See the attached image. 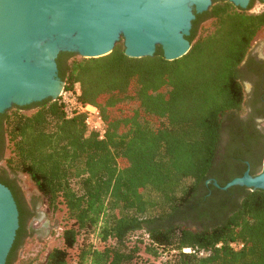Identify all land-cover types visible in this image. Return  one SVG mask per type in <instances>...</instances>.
I'll list each match as a JSON object with an SVG mask.
<instances>
[{
  "label": "trees",
  "instance_id": "16d2710c",
  "mask_svg": "<svg viewBox=\"0 0 264 264\" xmlns=\"http://www.w3.org/2000/svg\"><path fill=\"white\" fill-rule=\"evenodd\" d=\"M256 1L247 10L214 1L196 14L192 48L178 60L167 61L160 47L153 57H127L123 41L100 58L61 53L59 77L99 107L108 125L103 141L87 135L83 116L67 118L60 100L0 115V184L12 191L20 221L6 264L18 262L36 233L29 223L37 201L27 200L20 174L53 217L64 216L63 245L46 264H70L77 247V264H137L141 248L129 243L138 232L150 241L146 254L168 253L166 264H264V190L223 191L211 180L225 187L235 178L216 175L215 166L228 128L232 144L244 141L242 64L264 31V11L251 12Z\"/></svg>",
  "mask_w": 264,
  "mask_h": 264
},
{
  "label": "water",
  "instance_id": "95a60500",
  "mask_svg": "<svg viewBox=\"0 0 264 264\" xmlns=\"http://www.w3.org/2000/svg\"><path fill=\"white\" fill-rule=\"evenodd\" d=\"M214 1L247 10L250 0H0V115L47 99L57 100L61 53L82 58L110 55L123 41L130 58L153 57L158 47L167 61L189 53L196 14ZM264 2V0H262ZM210 183V182H209ZM223 191L241 186L264 190V171L246 172ZM20 227L12 191L0 184V264H6Z\"/></svg>",
  "mask_w": 264,
  "mask_h": 264
},
{
  "label": "flooded vegetation",
  "instance_id": "af4514ba",
  "mask_svg": "<svg viewBox=\"0 0 264 264\" xmlns=\"http://www.w3.org/2000/svg\"><path fill=\"white\" fill-rule=\"evenodd\" d=\"M251 2L252 0H250L249 6ZM257 6H264V2L256 1L252 9ZM242 77L246 95V113L238 128H240V137L244 141L232 144L229 128L223 133L215 173L224 179H229L232 176L240 178L248 171L251 176H257L264 171V57L258 56L254 51L250 52L242 64ZM230 124L234 123L228 118L227 125L230 126ZM244 166L247 168L244 169ZM211 180L213 183L217 182L216 179ZM234 198L238 199L239 197L234 196Z\"/></svg>",
  "mask_w": 264,
  "mask_h": 264
},
{
  "label": "rangeland",
  "instance_id": "374dc122",
  "mask_svg": "<svg viewBox=\"0 0 264 264\" xmlns=\"http://www.w3.org/2000/svg\"><path fill=\"white\" fill-rule=\"evenodd\" d=\"M208 25L209 24H205L206 27ZM252 51L258 56L264 57V31L260 32L257 36L250 52ZM16 177L26 193L27 200L29 202L33 200L37 201V206L35 208L37 216L29 223V227L36 231V233L26 240L16 264H29L30 261H33L31 264H46L51 250L63 245L62 234L64 230V216L63 214L54 217L51 215L45 200L26 175L20 174ZM37 221L39 223L38 225ZM83 241L84 237H81L79 244L81 245ZM89 241L95 243L96 247L99 249H103L105 246L104 244L97 243L93 236L89 237ZM113 243L114 242H110L109 244ZM137 243L141 248V252L139 253L140 259L137 264H166L168 253H163L162 249L159 250L160 256L157 258L145 253L146 246L150 244V241L144 232H138L131 237L129 245L134 246ZM78 254V247L71 251V257L69 259L70 264H77Z\"/></svg>",
  "mask_w": 264,
  "mask_h": 264
},
{
  "label": "built area",
  "instance_id": "2783aa9c",
  "mask_svg": "<svg viewBox=\"0 0 264 264\" xmlns=\"http://www.w3.org/2000/svg\"><path fill=\"white\" fill-rule=\"evenodd\" d=\"M264 11V6H257L252 9L251 12L258 14ZM82 91L79 85L74 88H64L60 92L57 100H60L64 106L67 118L73 119L77 116H83L85 118V126L87 128V135L97 134L99 140L103 141L106 139L108 133V125L106 124L103 114L99 107L85 103L81 100ZM37 221V225H38ZM221 245H218L220 247ZM236 249H242L244 245H232ZM187 254H194L198 257H206L210 255V252L198 251L196 249H185L183 251Z\"/></svg>",
  "mask_w": 264,
  "mask_h": 264
}]
</instances>
